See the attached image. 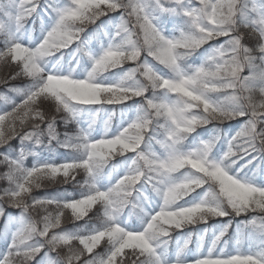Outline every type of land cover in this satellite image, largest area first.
I'll use <instances>...</instances> for the list:
<instances>
[{
    "label": "snow or ice",
    "instance_id": "obj_1",
    "mask_svg": "<svg viewBox=\"0 0 264 264\" xmlns=\"http://www.w3.org/2000/svg\"><path fill=\"white\" fill-rule=\"evenodd\" d=\"M4 70L0 264H264V170L234 168L264 155V0H0ZM108 106L126 123L93 135ZM53 142L64 152L36 159ZM65 185L76 195L44 191ZM129 207L139 227L120 219ZM197 225L207 243L189 232L168 251Z\"/></svg>",
    "mask_w": 264,
    "mask_h": 264
},
{
    "label": "rangeland",
    "instance_id": "obj_2",
    "mask_svg": "<svg viewBox=\"0 0 264 264\" xmlns=\"http://www.w3.org/2000/svg\"><path fill=\"white\" fill-rule=\"evenodd\" d=\"M43 19H44L45 24H47V22H48L47 17H43ZM32 27L34 29L33 37H39L41 34V28H42L41 19H39V18L36 19L35 24ZM93 43H95V42H93ZM89 47H92V45L90 44ZM98 49H99V44H96L95 48H93V51H96ZM70 51L71 50H69V52ZM57 55H59V54H57ZM64 59L71 62V55H67ZM63 66H64V60H60L59 64L56 65V67H59V68H63ZM5 71L6 70L0 71V76L4 75ZM122 72H123L122 69H117V70H115V75L113 73H109L107 75L112 79H118L120 74H122ZM92 115H93V113L82 112L80 114L79 119H81L82 121H85V123H87V121H89L92 118ZM96 119H97V123L94 126L93 135H96L97 130L99 131L100 134H103L104 122L109 121V120H110V130L114 131L115 129L120 127L122 123H126V121L128 119V113L126 110H122L121 106H115V109H113V106H108L105 111L100 112L99 115L96 116ZM232 123L235 124V122H232ZM57 125H58V131H60L61 134L64 131L73 130L76 127L75 124H70L66 128L64 126V124L60 121L57 122ZM207 127H208L207 131L203 128L198 129L197 132L201 130V131H203V133L200 134L196 140H193L192 137H189L188 141L186 143H191L194 145L195 143H198L200 140L209 139L212 135V131H211L212 125H208ZM195 135H196V133L193 134V136H195ZM31 147L32 146L29 145L30 149H31ZM61 149L62 148H59V146L56 145L55 142H53V150L58 151ZM34 150L37 151L36 149H34ZM122 159H124V158L123 157H117L116 160H113L111 162V164H109L105 168V173L107 174L106 178L103 181V183L105 185H108L109 182L114 183L115 180L119 176H121L123 174V172L126 170V169L122 168V166L120 164V161ZM138 187H139V185H138ZM64 188L68 189V188H70V186L65 185ZM145 194L150 195V203L152 204L153 207H155L158 204V199L154 196V194H151L150 189H148V191ZM193 195H195V193ZM141 200H143V198H141ZM93 211H94V209H93ZM136 211H138V209L134 210L131 207L126 208L124 210L123 215L120 217V219L126 221L128 224H134V226L139 227L141 224V221H140L139 217L135 214ZM134 216L136 217V219ZM132 220H135V222L132 223ZM83 223H84V221H81L80 225L82 226ZM219 223L220 222H216V220H210L209 221V225H212V226H217ZM209 225H197L195 229H191V228L185 229L184 233H173V238L169 244V249L171 247L172 251H174L176 246L183 242V240L187 237V234L189 232L192 233V236H191L192 242L190 244V248L196 249L201 240H203V242L207 243L210 240V238L212 236V232L214 230V228L209 227ZM68 226L71 227L72 225H68ZM236 229H237V226H235L234 231ZM204 230H207V235L204 234ZM229 232H230V230H229ZM168 251H171V250H168Z\"/></svg>",
    "mask_w": 264,
    "mask_h": 264
},
{
    "label": "trees",
    "instance_id": "obj_3",
    "mask_svg": "<svg viewBox=\"0 0 264 264\" xmlns=\"http://www.w3.org/2000/svg\"><path fill=\"white\" fill-rule=\"evenodd\" d=\"M104 19H106V18H104ZM97 23H99V21ZM2 91H3V88H2V86H0V92H2ZM2 104H3V100H0V105H2ZM223 127H227V125H225ZM232 131L234 132L235 128H233ZM198 133L202 134L203 131L200 130V131H198ZM13 143L15 144L17 142L14 141ZM36 150L38 151V157L36 159H41V158L42 159H52V158L58 157V154L64 152V149H61L58 151L57 150L49 151L47 149H43V150L36 149ZM0 151H3V149H0ZM255 155H257V154L253 153L252 155L247 156L245 159L239 160L238 163L235 164L234 168H235V170H240L241 176L251 177L257 168H259L260 170H264V155H261L257 159L253 160V156H255ZM114 160H116V158ZM32 161H33V158L30 157L29 158V164H31ZM249 161H252V163L249 164L248 163ZM244 165H247V167H243ZM68 186H70V185H68ZM44 191L46 193H48L49 195L55 197V198H69L67 193H72L73 196L76 195V193L73 191L71 186L68 189H65V188L59 189V188L54 187V188H48ZM40 194L43 195L44 193H40ZM135 219H136V217H135ZM134 222H135V220H132V223H134ZM216 222H219V221H216ZM83 225H84V223H83ZM235 226H237L236 222L233 223V226L230 229L231 233L234 232ZM3 227H4V221L0 220V228H3ZM68 227L72 228L73 226H71V227L68 226ZM168 250L172 251V248L170 247V249L168 248Z\"/></svg>",
    "mask_w": 264,
    "mask_h": 264
}]
</instances>
